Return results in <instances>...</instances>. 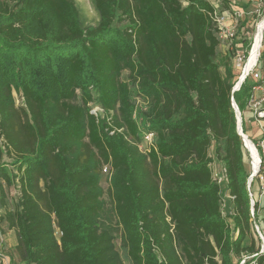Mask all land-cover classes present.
<instances>
[{
    "label": "trees",
    "instance_id": "16d2710c",
    "mask_svg": "<svg viewBox=\"0 0 264 264\" xmlns=\"http://www.w3.org/2000/svg\"><path fill=\"white\" fill-rule=\"evenodd\" d=\"M91 1L99 18L84 24L75 0H0V191L15 188L12 208L0 201V223L16 232V264H124L99 218L103 164L130 264H236L241 254L264 264L255 229L264 237V197L251 205L231 106L245 109L252 84L232 91L214 6L129 0L133 16L120 29ZM139 123L155 133L147 154Z\"/></svg>",
    "mask_w": 264,
    "mask_h": 264
},
{
    "label": "built area",
    "instance_id": "2783aa9c",
    "mask_svg": "<svg viewBox=\"0 0 264 264\" xmlns=\"http://www.w3.org/2000/svg\"><path fill=\"white\" fill-rule=\"evenodd\" d=\"M209 2H211L209 0ZM264 0H257V6L258 12L260 9V6L263 4ZM211 4L214 6L215 10L213 12V18L215 22L217 23L219 32L218 36L220 39L221 45H227L230 46L234 42V45L237 47L235 52H236V60H237V66L241 65V68L239 69V76L237 78V81L235 83L240 84L245 80L248 79L249 77L252 79L253 83L251 86V95L250 98L246 104V108L250 110L253 113V118L258 122L259 125H264V22L261 28V39H260V44L255 56V59L253 63L250 65L248 69H246V64H247V58L249 55V51L246 53L247 55L242 52V50H239L238 48V42L239 39L236 38V29L235 25L232 23H227L226 18L229 16H239L240 17V10L229 6L228 9H223L219 10V4L217 2H211ZM264 19V18H263ZM261 19V20H263ZM260 22V21H259ZM258 22V23H259ZM257 23V24H258ZM257 28V25H256ZM255 35V34H254ZM243 38V37H242ZM244 37L243 39H245ZM249 38V36H248ZM254 39V36H253ZM227 40V42H225ZM240 46V45H239ZM252 47V43L250 45V49ZM235 65V64H234ZM234 85V86H235ZM239 88V87H238ZM256 92H259L256 94ZM138 102V100H137ZM90 112L94 114L96 117H102L103 116V108L99 106L98 104L91 103L90 104ZM231 106L234 110V112L239 113V125L240 128L237 129L238 134L240 135L242 142L249 154V163H250V179L247 182V189L249 192V197H250V203L251 205L254 204V201L257 200L258 198L254 196V193L251 190V183L254 180V178H259V183H260V188H259V195L261 196L264 193V132L260 134L258 139L254 141V139H251L250 136L243 130L242 127V118H241V112L235 103L234 100H231ZM135 115L133 114V117ZM236 116V122H238L237 114L235 113ZM141 121V120H139ZM140 125V134H141V140L137 143L138 149L144 153L147 154L151 150V148H155V133L152 130H149L147 126ZM113 132V131H111ZM2 139L0 138V141ZM247 141L251 143V145L255 148L257 155H258V167L256 172L253 170L252 167V161H251V150L249 145L247 144ZM212 167V178L215 182H217L220 186L226 184V174H225V169L223 166L219 165L215 168L213 163H211ZM101 172L108 176L110 178L111 175V168L109 164H103L101 168ZM231 199V196L227 193L226 195ZM224 199V198H223ZM252 212V211H251ZM255 229L259 235V238L261 242H264V237L262 233L260 232L259 226L255 224ZM59 233V231H58ZM2 242H3V236L0 233V259L3 264H7L8 262H5L6 257L2 252ZM263 246L261 244V249L260 251H263ZM252 255H246V254H241V256L238 258L236 261V264H257L255 259H252ZM5 259V260H4Z\"/></svg>",
    "mask_w": 264,
    "mask_h": 264
},
{
    "label": "rangeland",
    "instance_id": "374dc122",
    "mask_svg": "<svg viewBox=\"0 0 264 264\" xmlns=\"http://www.w3.org/2000/svg\"><path fill=\"white\" fill-rule=\"evenodd\" d=\"M102 5H103V10H104V18L109 23L111 26L116 27V28H124L129 24V18L133 16V14L128 10V2L129 0H98ZM75 3L78 7L79 13H80V18L84 24H90V23H95L97 21L98 14L96 10L94 9L93 3L91 0H75ZM258 6H257V11L251 13L250 20H252L251 25H245L244 22L240 21L241 19L238 17H235V29H236V35L239 37V42H238V48L239 50H242L245 55H247V52L250 50V45L253 42V36L256 32V25L257 23L264 18V2L260 6L259 12H258ZM242 13V12H240ZM247 34V35H244ZM243 36H247L245 39H243ZM249 36V38H248ZM227 42V40L225 41ZM235 43V42H234ZM234 43L230 46L227 45H220V50L222 52H230L232 54L231 57V64H232V70L233 73L236 76V81L239 76V69L241 68V65L237 66V60H236V46ZM240 45V46H239ZM235 64V65H234ZM223 70V68H221ZM128 71L123 70L121 71L120 77L123 80H127ZM248 82L250 84L253 83L252 79L249 77ZM132 98L136 95L134 86H132ZM14 101H15V106H19L22 101L21 98H19L16 94H14ZM77 101H79V98L77 97ZM246 109V108H245ZM243 110V117L245 118V114L247 110ZM241 112V111H240ZM251 112V111H250ZM247 115V114H246ZM243 127V125H242ZM244 129V128H243ZM258 137L256 138V140ZM255 141V140H254ZM212 147H210L211 149ZM250 159V158H249ZM5 162H8L9 159L7 156L4 157ZM102 168V166H101ZM100 185L102 187L103 193L101 195V198L103 200V209L100 214V220L103 222L105 225H109L113 228L114 232V239L113 243L115 248L118 250L120 253L124 264H130L127 257H126V252L123 246L121 245V227L117 223V218L113 209V203L111 201V198L109 196L108 188H109V177L104 175L102 172L100 173ZM258 180L259 178H254ZM3 181H1L2 183ZM254 183V181H253ZM252 183V184H253ZM3 184V191H0V201L3 200L6 203L7 208H12L15 204L14 201V194H15V188L13 186L5 185L4 182ZM253 186V185H252ZM259 188H260V183H259ZM221 189H224V185L221 186ZM260 192V191H259ZM264 194V193H263ZM260 197V195H259ZM258 197V199H259ZM227 206L228 202H225L222 205V212L224 215L227 214ZM4 212V208L0 209V214ZM231 221V219H230ZM0 233L3 236V242H2V252L6 257L5 262H8L7 264H16L18 263V255L15 250V245L17 242V237H16V232L13 228H8L6 223L2 222L0 223ZM55 235L58 236V230L55 229Z\"/></svg>",
    "mask_w": 264,
    "mask_h": 264
},
{
    "label": "crops",
    "instance_id": "0c3cea01",
    "mask_svg": "<svg viewBox=\"0 0 264 264\" xmlns=\"http://www.w3.org/2000/svg\"><path fill=\"white\" fill-rule=\"evenodd\" d=\"M211 2H217V4H220V0H210ZM210 2V3H211ZM225 3H227L229 6L231 7H235L237 9H239L242 13L240 14V17L239 16H235V17H238L240 18L242 22L245 23V25H251L252 24V20H250V14L253 13V12H256L257 11V0H226ZM224 9H228L227 8H224ZM235 17H227L226 18V21L227 23H235ZM238 20V19H237ZM244 35H247V34H244ZM244 37H247V36H243ZM236 38L239 39V37H237L236 35ZM259 92H256V94H258ZM246 108V107H245ZM247 111L246 114H245V118L243 117V111H241V118H242V125H243V128H244V131L250 136L251 139H256L257 137L260 136V134L262 132H264V125H259L258 122L253 118V113L250 112V110H248L247 108L245 109ZM213 165L215 166V168L217 166H219L220 164L218 162H213ZM254 181V183H253ZM251 183V190L252 192L254 193V196H256L257 198L259 197V182L258 180L254 179ZM253 185V186H252ZM227 195V189H226V186L224 185V189L222 190V197L224 198L223 201L224 203L225 202H228V206H227V214H229L231 212V204H230V198L226 196ZM264 197V194H262L258 201L260 202ZM262 213H260L261 215ZM262 231L264 232V225H262ZM248 241L249 239L247 238L246 240H244V244H248ZM235 259L236 258H233L234 262H235Z\"/></svg>",
    "mask_w": 264,
    "mask_h": 264
},
{
    "label": "bare ground",
    "instance_id": "6f19581e",
    "mask_svg": "<svg viewBox=\"0 0 264 264\" xmlns=\"http://www.w3.org/2000/svg\"><path fill=\"white\" fill-rule=\"evenodd\" d=\"M263 22H264V19L260 20V22L257 24V29H256L254 39L252 42V47L249 51V55L247 58L248 60H247V64H246V69H248L250 67V65L253 63V61L255 59V56H256V53H257V50H258V47L260 44V39H261V31L260 30L262 28ZM247 144L249 145L250 150H251V161H252L251 164H252L253 170L256 172L257 167H258V155H257L255 148L251 145V143L247 141Z\"/></svg>",
    "mask_w": 264,
    "mask_h": 264
},
{
    "label": "water",
    "instance_id": "95a60500",
    "mask_svg": "<svg viewBox=\"0 0 264 264\" xmlns=\"http://www.w3.org/2000/svg\"><path fill=\"white\" fill-rule=\"evenodd\" d=\"M238 87H239V83L238 84H236L235 86H233V89H232V91H234V90H236V89H238ZM231 100H233V98H231ZM235 113L237 114V118H238V122H237V129H239L240 128V125H239V113L238 112H236L235 111ZM250 179V176L248 177V180ZM248 180H247V182H248ZM252 210H253V208H252ZM261 244H262V246H263V248H264V242H261Z\"/></svg>",
    "mask_w": 264,
    "mask_h": 264
}]
</instances>
